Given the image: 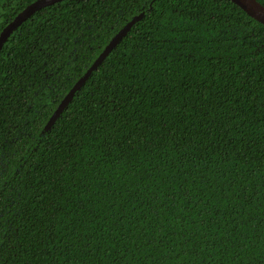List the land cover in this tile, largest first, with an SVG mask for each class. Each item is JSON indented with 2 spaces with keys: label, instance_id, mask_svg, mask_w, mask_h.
I'll use <instances>...</instances> for the list:
<instances>
[{
  "label": "trees",
  "instance_id": "16d2710c",
  "mask_svg": "<svg viewBox=\"0 0 264 264\" xmlns=\"http://www.w3.org/2000/svg\"><path fill=\"white\" fill-rule=\"evenodd\" d=\"M36 1L0 0V34ZM0 216V264H264V25L229 0L33 13L0 48Z\"/></svg>",
  "mask_w": 264,
  "mask_h": 264
},
{
  "label": "water",
  "instance_id": "95a60500",
  "mask_svg": "<svg viewBox=\"0 0 264 264\" xmlns=\"http://www.w3.org/2000/svg\"><path fill=\"white\" fill-rule=\"evenodd\" d=\"M62 0H39L29 5L24 11H22L0 34V48L11 35V33L18 28L24 21H26L33 13L36 11L50 6L54 3H57ZM240 7L243 11H245L250 17H252L257 22L264 25V7L259 4L256 0H229ZM132 23L129 24L120 34L113 40L110 46L104 51V53L99 57V59L92 66L90 71L87 73L86 77L80 80L70 91V93L62 100L60 103L55 115L52 119L54 121L58 116L62 114V112L67 108V106L72 101L75 93L80 90L85 80L88 78L89 74L102 62V60L106 57V55L116 46L122 36L129 30Z\"/></svg>",
  "mask_w": 264,
  "mask_h": 264
},
{
  "label": "snow or ice",
  "instance_id": "6c2138e0",
  "mask_svg": "<svg viewBox=\"0 0 264 264\" xmlns=\"http://www.w3.org/2000/svg\"><path fill=\"white\" fill-rule=\"evenodd\" d=\"M3 217L2 216H0V219H2ZM0 231H3V226L2 225H0ZM3 250V240H0V251H2Z\"/></svg>",
  "mask_w": 264,
  "mask_h": 264
}]
</instances>
